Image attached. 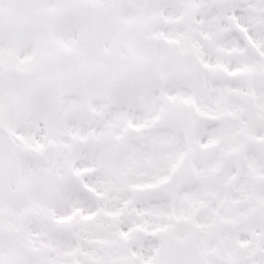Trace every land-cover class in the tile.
<instances>
[{"label": "snow or ice", "instance_id": "obj_1", "mask_svg": "<svg viewBox=\"0 0 264 264\" xmlns=\"http://www.w3.org/2000/svg\"><path fill=\"white\" fill-rule=\"evenodd\" d=\"M0 264H264V0H0Z\"/></svg>", "mask_w": 264, "mask_h": 264}]
</instances>
